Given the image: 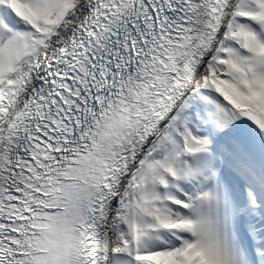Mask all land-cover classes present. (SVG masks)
<instances>
[{
  "label": "snow or ice",
  "instance_id": "obj_1",
  "mask_svg": "<svg viewBox=\"0 0 264 264\" xmlns=\"http://www.w3.org/2000/svg\"><path fill=\"white\" fill-rule=\"evenodd\" d=\"M0 264H264V0H0Z\"/></svg>",
  "mask_w": 264,
  "mask_h": 264
}]
</instances>
